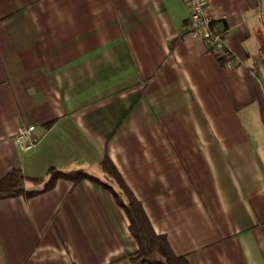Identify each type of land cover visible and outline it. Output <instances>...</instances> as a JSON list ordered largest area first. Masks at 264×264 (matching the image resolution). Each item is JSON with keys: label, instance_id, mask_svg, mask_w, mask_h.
I'll return each instance as SVG.
<instances>
[{"label": "crops", "instance_id": "1", "mask_svg": "<svg viewBox=\"0 0 264 264\" xmlns=\"http://www.w3.org/2000/svg\"><path fill=\"white\" fill-rule=\"evenodd\" d=\"M213 7L230 68L184 31L186 0H0V179L103 177L108 156L190 264H264V0ZM129 224L102 185L59 178L0 199V264H137Z\"/></svg>", "mask_w": 264, "mask_h": 264}, {"label": "trees", "instance_id": "2", "mask_svg": "<svg viewBox=\"0 0 264 264\" xmlns=\"http://www.w3.org/2000/svg\"><path fill=\"white\" fill-rule=\"evenodd\" d=\"M105 176L100 177L84 169L63 170L51 167L50 176L41 188H28V181L41 183L43 177H32L24 174L20 169H12L0 179V199L24 196L33 197L41 192L53 188L59 178H66L74 183L89 179L108 189L121 206L130 221L129 229L138 243L137 250L131 255L137 264H190L184 255H178L172 249L166 235L155 231L142 202L129 187L124 177L113 161L106 156L102 160Z\"/></svg>", "mask_w": 264, "mask_h": 264}, {"label": "built area", "instance_id": "3", "mask_svg": "<svg viewBox=\"0 0 264 264\" xmlns=\"http://www.w3.org/2000/svg\"><path fill=\"white\" fill-rule=\"evenodd\" d=\"M186 1L190 7V16L184 31L203 39L208 49L223 60L226 67H233L238 59L227 42L229 31L222 26L220 18L216 15L214 0ZM15 139L23 150L35 148L40 141L36 134V125L30 123L19 127Z\"/></svg>", "mask_w": 264, "mask_h": 264}]
</instances>
